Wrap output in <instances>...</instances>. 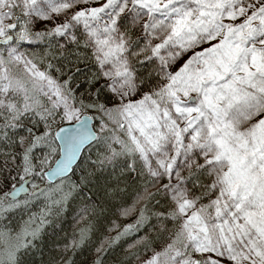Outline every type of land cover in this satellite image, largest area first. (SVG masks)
<instances>
[{
  "label": "snow or ice",
  "instance_id": "obj_1",
  "mask_svg": "<svg viewBox=\"0 0 264 264\" xmlns=\"http://www.w3.org/2000/svg\"><path fill=\"white\" fill-rule=\"evenodd\" d=\"M69 211L48 264H264V0H0V264Z\"/></svg>",
  "mask_w": 264,
  "mask_h": 264
},
{
  "label": "trees",
  "instance_id": "obj_2",
  "mask_svg": "<svg viewBox=\"0 0 264 264\" xmlns=\"http://www.w3.org/2000/svg\"><path fill=\"white\" fill-rule=\"evenodd\" d=\"M118 203V202H117ZM77 206L74 204L73 208ZM116 209H113L112 213H108L107 218H101L97 227L100 231L97 235L105 234L106 229L110 225V221L115 219L114 213ZM132 219L131 217L128 219H121V224ZM55 227L49 226L46 231L45 239L43 242H37V248L33 250L32 253L27 257V264H48V262L52 259L55 253L59 250L60 242L65 237H70L73 230L77 228L76 223V214L74 211H69L64 213L60 217L56 218L54 221ZM61 228L63 230H61ZM144 231L142 230L138 235H144ZM96 239L95 237L93 238ZM135 237H128L120 245H118L114 251V259L110 258L109 264H115V260L124 259V250L129 243H132ZM90 253L85 251L84 255L80 257V260L87 259Z\"/></svg>",
  "mask_w": 264,
  "mask_h": 264
},
{
  "label": "rangeland",
  "instance_id": "obj_3",
  "mask_svg": "<svg viewBox=\"0 0 264 264\" xmlns=\"http://www.w3.org/2000/svg\"><path fill=\"white\" fill-rule=\"evenodd\" d=\"M132 222H133V218L130 219V220H128V221H126V222H124L123 224H125V223H132Z\"/></svg>",
  "mask_w": 264,
  "mask_h": 264
}]
</instances>
